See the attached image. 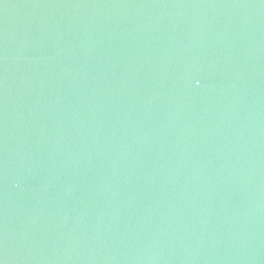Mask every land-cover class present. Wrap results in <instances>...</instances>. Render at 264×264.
Masks as SVG:
<instances>
[{"label":"water","instance_id":"95a60500","mask_svg":"<svg viewBox=\"0 0 264 264\" xmlns=\"http://www.w3.org/2000/svg\"><path fill=\"white\" fill-rule=\"evenodd\" d=\"M0 264H264V0H0Z\"/></svg>","mask_w":264,"mask_h":264}]
</instances>
